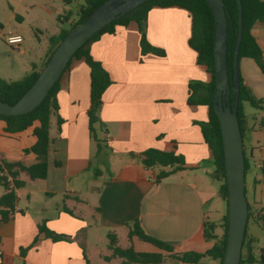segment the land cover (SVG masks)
<instances>
[{
	"label": "crops",
	"instance_id": "crops-1",
	"mask_svg": "<svg viewBox=\"0 0 264 264\" xmlns=\"http://www.w3.org/2000/svg\"><path fill=\"white\" fill-rule=\"evenodd\" d=\"M73 15L68 13L71 23ZM190 34L187 11L154 7L147 15L146 39L163 50L164 56L141 54L135 23L117 27L114 34H103L90 44V56L111 80L99 111L101 141L107 152L97 165L106 166L105 175L93 162L94 154L101 155L102 145L98 149L88 130L90 71L83 59L71 61L59 79L56 94L57 115L62 120L59 130L56 117L50 119L46 177L31 181L20 175L24 185L16 190L17 203L20 192L26 203L22 208L16 203L9 220L0 224V264H85L84 257L89 264H121L122 259L111 257L112 248L130 245L137 252H160L137 237L127 239L126 224L134 220L144 234L169 244L176 253L203 254L212 246L203 237V226L208 222L205 207L216 192L207 180L211 152L198 125L207 121V109L187 104L188 84L208 83L210 75L196 63L197 55L188 45ZM251 34L264 57V22L255 23ZM49 48L48 42L40 56L41 67ZM241 60L243 83L264 102L255 91L264 89V75L259 70L253 77L246 70L242 73ZM244 121L243 143L249 130L262 136L261 141L257 140L260 143L247 144L246 149L244 145V150L248 151L249 169L253 153L257 151L260 156L256 168L261 176L253 180L250 202L246 200L251 213L248 224L264 235V135L260 134H264V123L249 128L246 116ZM4 126L0 122V160L34 164L35 156L23 153L35 142L32 127L7 135ZM147 149L175 152L182 156L184 169L155 183L157 173L129 157ZM43 222L49 231L67 236L69 241L53 242L39 235L37 226ZM120 234L126 237L124 247L120 245ZM36 237L38 241L32 245ZM93 237L96 243L88 249ZM104 237L113 238L115 244L105 247ZM133 239L146 244L147 249L134 247ZM247 239L252 240L257 256L264 244L256 246L259 239L253 235H247ZM204 259L197 264H203ZM161 264L184 263L165 259Z\"/></svg>",
	"mask_w": 264,
	"mask_h": 264
},
{
	"label": "trees",
	"instance_id": "trees-1",
	"mask_svg": "<svg viewBox=\"0 0 264 264\" xmlns=\"http://www.w3.org/2000/svg\"><path fill=\"white\" fill-rule=\"evenodd\" d=\"M107 0H85L77 13V19L71 23L69 30L61 29L59 34L50 37V48L46 55L45 61L40 69L35 65L31 66L28 74L18 81L0 79V101L9 105H14L24 93L32 86L38 77L40 71L45 66L50 55L57 45L62 41L66 34L82 23L94 10ZM242 6V36L238 53V60L251 59L257 66L261 74L264 75V57L251 34L252 28L257 22H264V2L261 0H240ZM227 22L226 37V59L228 67V84L232 87L234 84L232 75L233 51L237 36V5L235 0H222ZM180 8L188 12L191 20V34L188 40L189 47L197 55L196 63L198 66L205 68L210 75V81L203 83L192 81L188 84L187 104L194 106H203L207 109V121L200 122L204 141L211 152V162L214 167V176L219 183L218 195L226 202L227 205V186L224 170V158L222 150V141L218 120L214 114L212 103L215 95V77H214V59H213V42H214V19L210 8L203 0H149L139 5L134 10L120 16L114 22L106 25L96 34H94L85 44H83L68 62L65 70L69 67L73 59H83L89 68V109L87 111L88 130L91 139L97 147H100V141L96 138L95 126L100 125L99 111L101 108V98L105 90L111 85L108 73L102 68L101 64L95 61L89 53V46L103 34H114L117 27H126L130 23H135L140 34V51L141 54L151 53L157 56H164V51L151 46L146 39V20L148 12L154 8ZM69 13V12H68ZM68 14L63 16L67 20ZM62 73V74H63ZM59 80L53 85L45 99L32 112L21 116H2L0 122L4 123L3 132L7 135L21 133L32 127V135L35 142L29 148L23 150L24 154H32L36 158L34 164L25 166L21 162H8L0 160V187L3 188V194L0 196V224L9 220L12 213L15 212L17 203L16 190L23 187L24 183L19 179L21 174L28 177L29 180H43L47 173V152L50 142L49 128L50 119L56 117V125L59 127L62 120L57 115L58 105L56 94L58 92ZM247 102L253 108L263 110V102L257 99L251 89L247 87L239 74V93L237 106V119L242 136L243 156H244V173L249 169L248 158L244 150V119L242 103ZM226 103V102H225ZM230 108L234 106V96H229ZM129 157L136 160L141 166L148 170L158 169L154 182L159 183L172 174L184 169V160L182 156L175 152H164L156 149H147L140 154H129ZM246 195V190H245ZM248 206V219L251 218L250 206ZM64 212L71 215V212L63 208ZM264 219V218H263ZM128 229V239L137 237L142 242L150 244L160 252H137L130 245L125 249L119 247L112 248L111 257L122 259L121 264H161L165 259H174L184 264H197L202 258L208 257L218 264L222 263L227 237V210L221 219L218 227L222 230L220 237L214 234L217 227L214 223L205 222L203 226V237L207 242H212V246L203 254L188 252L176 253L169 244L154 239L141 230L138 221L134 220L126 224ZM38 234L49 238L53 242L69 241L64 235H57L49 231L45 223L37 226ZM113 245L115 241L110 238ZM38 241L36 237L32 245ZM108 260L110 258H107ZM85 264H89L84 257ZM239 264H264V249L258 250V255L253 252L252 240L247 239V225L242 242V251Z\"/></svg>",
	"mask_w": 264,
	"mask_h": 264
},
{
	"label": "water",
	"instance_id": "water-1",
	"mask_svg": "<svg viewBox=\"0 0 264 264\" xmlns=\"http://www.w3.org/2000/svg\"><path fill=\"white\" fill-rule=\"evenodd\" d=\"M148 1L107 0L103 2L82 23L66 34L50 55L35 82L14 105L0 101V115L21 116L32 112L45 99L53 85L60 79L75 52L87 40L120 16ZM203 1L210 8L214 19L213 59L215 95L212 107L220 128L227 186L228 228L221 264H239L248 219L242 136L236 114L239 93L238 53L242 36V6L240 0H235L238 22L232 60L234 84L232 87H229L226 59L227 22L224 5L222 0ZM230 94L234 96L233 108H230L229 104Z\"/></svg>",
	"mask_w": 264,
	"mask_h": 264
},
{
	"label": "rangeland",
	"instance_id": "rangeland-1",
	"mask_svg": "<svg viewBox=\"0 0 264 264\" xmlns=\"http://www.w3.org/2000/svg\"><path fill=\"white\" fill-rule=\"evenodd\" d=\"M83 0H71L70 2H63L62 0H0V79L18 81L30 70V65L34 63L38 68L41 66L40 56L43 51L47 49L49 39L52 35L56 34L59 29L69 30L71 22L69 20L61 21L60 18L71 12L75 21L77 19V13L79 7L83 5ZM72 19V18H71ZM8 35H18L22 38V43L18 46H9L6 43V37ZM246 65V69H244ZM239 68V64H238ZM253 77L255 74H259L258 68L251 59L241 60V71ZM240 74V72H239ZM244 75V74H243ZM257 95L264 97L263 88H255ZM264 108V102H263ZM243 113L248 120V127L251 128L256 125L259 127L261 122L264 123V109L259 110L250 106L249 103H242ZM264 125V124H263ZM258 126V127H257ZM95 132L97 139L101 142L102 152L98 156L93 155V162L100 169L104 175L106 174L104 165L98 164V161L102 162L106 151V145L101 141L102 136L100 128L95 126ZM264 135L263 133H260ZM259 135V134H258ZM258 135H254L251 130L245 134L244 145L245 149L247 144H258L257 140L261 141ZM258 137V138H257ZM252 139V140H250ZM246 154L248 151H245ZM260 161V156L257 151L253 153V157L250 160V169L245 174V190L247 200L250 202V197L253 191V180L255 177H260L259 170L256 165ZM156 173L157 169H154ZM94 172V169H93ZM207 180L210 183V188L216 192V195L205 207V211L208 215V222L214 223L217 227L214 230V234L220 237L222 230L218 227L221 223L222 217L227 210L226 202L223 201L219 195H217L219 183L214 176V167L210 161L206 167ZM106 176L103 177L105 179ZM3 191L0 187V193ZM17 206L22 208L26 203L25 195L20 192ZM247 235H253L259 239V243L256 246L261 247L264 244V235L261 233L258 227L251 225L249 222L247 227ZM120 245L125 246L126 237L120 234ZM94 238V237H93ZM128 239V238H127ZM107 240V241H106ZM133 246L141 251L147 249V245L133 239ZM96 243L95 238L90 240L88 249H91ZM111 240L104 237V245L108 247L111 245ZM116 264V263H114ZM203 264H218L216 261L205 257Z\"/></svg>",
	"mask_w": 264,
	"mask_h": 264
},
{
	"label": "built area",
	"instance_id": "built-area-1",
	"mask_svg": "<svg viewBox=\"0 0 264 264\" xmlns=\"http://www.w3.org/2000/svg\"><path fill=\"white\" fill-rule=\"evenodd\" d=\"M6 43L9 46H15L16 47L22 43V38L18 35H8L6 37Z\"/></svg>",
	"mask_w": 264,
	"mask_h": 264
}]
</instances>
